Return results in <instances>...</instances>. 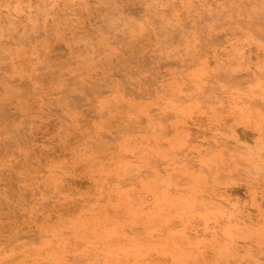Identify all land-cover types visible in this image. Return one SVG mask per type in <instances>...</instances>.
<instances>
[{"label": "rangeland", "instance_id": "374dc122", "mask_svg": "<svg viewBox=\"0 0 264 264\" xmlns=\"http://www.w3.org/2000/svg\"><path fill=\"white\" fill-rule=\"evenodd\" d=\"M0 264H264V0H0Z\"/></svg>", "mask_w": 264, "mask_h": 264}]
</instances>
